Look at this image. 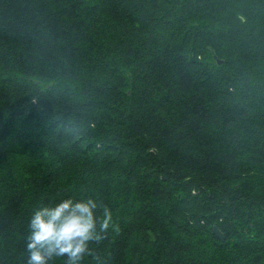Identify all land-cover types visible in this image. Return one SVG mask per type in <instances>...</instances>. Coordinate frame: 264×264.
I'll return each instance as SVG.
<instances>
[{"label": "trees", "instance_id": "1", "mask_svg": "<svg viewBox=\"0 0 264 264\" xmlns=\"http://www.w3.org/2000/svg\"><path fill=\"white\" fill-rule=\"evenodd\" d=\"M88 195L110 264H264V0H0V264Z\"/></svg>", "mask_w": 264, "mask_h": 264}, {"label": "clouds", "instance_id": "2", "mask_svg": "<svg viewBox=\"0 0 264 264\" xmlns=\"http://www.w3.org/2000/svg\"><path fill=\"white\" fill-rule=\"evenodd\" d=\"M30 103L39 114L38 101ZM119 230L111 208L98 196L41 205L29 218L26 264H53L57 258H63L64 264H85L86 259L88 264H110V255L99 251V245Z\"/></svg>", "mask_w": 264, "mask_h": 264}, {"label": "water", "instance_id": "3", "mask_svg": "<svg viewBox=\"0 0 264 264\" xmlns=\"http://www.w3.org/2000/svg\"><path fill=\"white\" fill-rule=\"evenodd\" d=\"M213 57H214V59H216L217 63H221L222 62V60L219 59L215 54L213 55ZM214 231H215V233L217 234V236L219 238H223L222 233L215 226H214Z\"/></svg>", "mask_w": 264, "mask_h": 264}]
</instances>
